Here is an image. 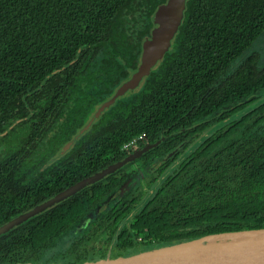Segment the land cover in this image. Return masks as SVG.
<instances>
[{
    "label": "trees",
    "instance_id": "trees-1",
    "mask_svg": "<svg viewBox=\"0 0 264 264\" xmlns=\"http://www.w3.org/2000/svg\"><path fill=\"white\" fill-rule=\"evenodd\" d=\"M166 1L0 0V225L123 159L134 138L160 141L2 234L0 264L264 228V63L244 58L264 31V0H187L140 91L80 130L139 66ZM150 167L155 182L134 192ZM74 229L81 237L59 247Z\"/></svg>",
    "mask_w": 264,
    "mask_h": 264
},
{
    "label": "water",
    "instance_id": "water-1",
    "mask_svg": "<svg viewBox=\"0 0 264 264\" xmlns=\"http://www.w3.org/2000/svg\"><path fill=\"white\" fill-rule=\"evenodd\" d=\"M186 5L187 0H167L158 6L153 15L154 28L151 36L143 43L141 63L138 69L133 71L131 80L121 83L118 88L120 94L124 93L125 90L136 89L135 91H137L141 79L147 77L151 69L162 61L181 25ZM74 61L72 60L61 69L71 65ZM58 70L51 73L47 79L57 73ZM117 93L118 91H115L113 95L105 98L94 108L96 115H99L112 102ZM78 136L76 135V137ZM159 143L160 141H157L136 148L123 159L81 179L49 199L5 222L0 225V236L30 217L51 208L84 187L104 178L124 164L141 157ZM70 146L71 143H68L65 148L67 149ZM10 264H264V228L214 233L152 249L129 252L109 250L105 254L88 256L83 259L63 258L56 254L41 260L23 256L15 259Z\"/></svg>",
    "mask_w": 264,
    "mask_h": 264
},
{
    "label": "rangeland",
    "instance_id": "rangeland-1",
    "mask_svg": "<svg viewBox=\"0 0 264 264\" xmlns=\"http://www.w3.org/2000/svg\"><path fill=\"white\" fill-rule=\"evenodd\" d=\"M139 16V21L136 23L137 27H142L143 26V18L140 17V14H138ZM252 52H256L260 55V61L261 63H264V31L262 32V34L260 35V37L257 39V41L253 44L252 48L250 49V51L244 56V58H246L248 55H250ZM242 60H239L235 66L237 64H239ZM97 116L99 115H95L93 117V120L95 118H97ZM91 126L88 125V123L84 124L82 128H80L81 131H83L84 129H87ZM138 147V145H137ZM136 147V148H137ZM154 167V166H153ZM150 167L148 170H150V173H146L145 171H142V175L139 179L135 180L134 182V186L133 188H135L133 191L136 192L135 190L139 189V187H143V185H145L144 187H148L149 183H153L155 182L154 179H156L158 177L157 173H155L154 168ZM142 184V185H141ZM141 185V186H140ZM124 189H121L118 193H116L114 195V199L118 198L121 193L124 194ZM129 191V190H128ZM132 193V192H131ZM130 194V193H129ZM110 205L107 203L105 208H109ZM83 233V231L81 232L80 230L74 229L73 231H70L69 233H67L62 240L59 242V247H62L64 249L68 248L74 241H76L78 238L81 237V234Z\"/></svg>",
    "mask_w": 264,
    "mask_h": 264
},
{
    "label": "flooded vegetation",
    "instance_id": "flooded-vegetation-1",
    "mask_svg": "<svg viewBox=\"0 0 264 264\" xmlns=\"http://www.w3.org/2000/svg\"><path fill=\"white\" fill-rule=\"evenodd\" d=\"M141 55H142V54H141ZM140 63H141V59H140ZM139 65H140V64H139ZM138 67H139V66H138ZM138 67H137V69H138ZM154 67H155V66H154ZM154 67H153V68H154ZM153 68L151 69V71L153 70ZM137 69H135L134 71H136ZM151 71H150V73H151ZM132 75H133V72H131V73L128 75L127 78L121 80L117 85L113 86L112 91H111L109 94H107V96H105V97L101 100V101H103V100H104L105 98H107L108 96L113 95L115 91H118L117 95H116L115 98L112 100V102L109 103V104L106 106V108H105L104 110H102V112L99 114V116H97V118H99L103 112H105L106 110H108V109L110 108V106H112L113 104H115V103L117 102L118 99H120V98H122V97H125V96H126V97H127V96H130L133 92H138V91H140V89H141V87H142V85H143V83H144V79H145V77L142 78L141 81L139 82V87H138V90H137V91H135L136 89H132V90H129V91L125 90L124 93H122V94L119 93L118 88H119V86L121 85V83H124L125 81H129V80H131ZM149 75H150V74H149ZM101 101H100V102H101ZM100 102H99V103H100ZM99 103H98V104H99ZM98 104H97V105H98ZM97 105H95L94 108H95ZM94 108L88 113V116H87V118H86V123H88V125L92 124V123L97 119V118H95V119L93 120L94 114L96 115V113L94 112ZM86 123H85V124H86ZM75 136H76V135H75ZM136 147H137V146H136ZM137 148H138V147H137Z\"/></svg>",
    "mask_w": 264,
    "mask_h": 264
},
{
    "label": "built area",
    "instance_id": "built-area-1",
    "mask_svg": "<svg viewBox=\"0 0 264 264\" xmlns=\"http://www.w3.org/2000/svg\"><path fill=\"white\" fill-rule=\"evenodd\" d=\"M144 136H139L134 138L133 140H131L129 143H127L126 145H124V149H129L130 147H136L138 145V142L140 139H142Z\"/></svg>",
    "mask_w": 264,
    "mask_h": 264
}]
</instances>
